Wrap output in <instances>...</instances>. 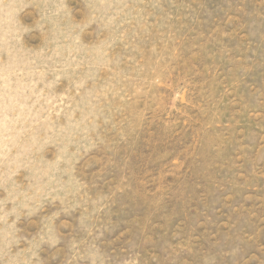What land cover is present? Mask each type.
Returning <instances> with one entry per match:
<instances>
[{"label":"rangeland","instance_id":"1","mask_svg":"<svg viewBox=\"0 0 264 264\" xmlns=\"http://www.w3.org/2000/svg\"><path fill=\"white\" fill-rule=\"evenodd\" d=\"M0 264H264V0H0Z\"/></svg>","mask_w":264,"mask_h":264}]
</instances>
